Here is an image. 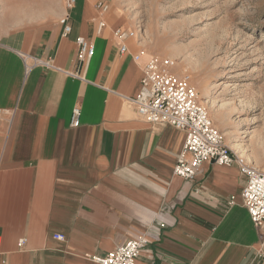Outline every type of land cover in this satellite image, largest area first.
I'll return each mask as SVG.
<instances>
[{
	"label": "crops",
	"instance_id": "obj_1",
	"mask_svg": "<svg viewBox=\"0 0 264 264\" xmlns=\"http://www.w3.org/2000/svg\"><path fill=\"white\" fill-rule=\"evenodd\" d=\"M65 1L43 19V0H0V264H98L92 255L144 234L137 264H264L239 167L206 162L179 177L185 133L138 115L149 56L134 59L133 37L121 53L115 35L133 23L109 0L98 33L100 0ZM80 35L95 46L85 62ZM34 58L51 66L28 68Z\"/></svg>",
	"mask_w": 264,
	"mask_h": 264
},
{
	"label": "rangeland",
	"instance_id": "obj_2",
	"mask_svg": "<svg viewBox=\"0 0 264 264\" xmlns=\"http://www.w3.org/2000/svg\"><path fill=\"white\" fill-rule=\"evenodd\" d=\"M111 2L133 23L123 29L140 27L134 42L144 55L173 59L226 143L264 168V0ZM57 3L43 0L38 17Z\"/></svg>",
	"mask_w": 264,
	"mask_h": 264
},
{
	"label": "built area",
	"instance_id": "obj_3",
	"mask_svg": "<svg viewBox=\"0 0 264 264\" xmlns=\"http://www.w3.org/2000/svg\"><path fill=\"white\" fill-rule=\"evenodd\" d=\"M67 9H72L75 0H66ZM109 5L105 1L98 2L100 19L98 33L107 25L106 14ZM66 14L63 22L68 19ZM140 27L133 30L117 28L115 35L121 40V53L128 52L126 41L129 38H138ZM71 30L66 23L65 31ZM79 45V60L85 62L95 53V46L90 39L80 35L77 38ZM144 52L134 55L140 60ZM26 59V55H24ZM34 65L51 66V63L34 58ZM175 61L171 58H160L149 55L143 66L141 88L138 95L132 99L136 105L138 115L150 124H169L185 133L184 145L178 154L174 173L185 180H193L201 166L206 162H216L220 165L239 167L240 172L247 177V183L242 192L243 203L248 209L254 225L264 229V168L257 166L242 153L232 149L225 139V135L215 126L208 109L200 102L196 88L188 81V76L181 77L173 72ZM79 75V73H77ZM82 109L75 106L72 113V125L80 124ZM234 197L230 202L233 203ZM56 238L63 240L65 235L59 233ZM27 238L19 239L23 246ZM150 239L147 234L128 240L104 255H92L91 259L98 264H137ZM260 253H263L260 251Z\"/></svg>",
	"mask_w": 264,
	"mask_h": 264
},
{
	"label": "bare ground",
	"instance_id": "obj_4",
	"mask_svg": "<svg viewBox=\"0 0 264 264\" xmlns=\"http://www.w3.org/2000/svg\"><path fill=\"white\" fill-rule=\"evenodd\" d=\"M237 145V144H236ZM231 147V146H230ZM234 147V146H233ZM232 148V147H231ZM233 149V148H232Z\"/></svg>",
	"mask_w": 264,
	"mask_h": 264
}]
</instances>
